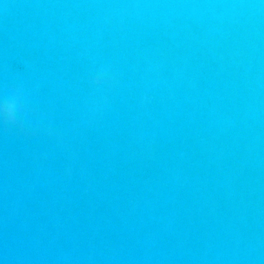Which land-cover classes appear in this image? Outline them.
Wrapping results in <instances>:
<instances>
[{"label": "water", "instance_id": "1", "mask_svg": "<svg viewBox=\"0 0 264 264\" xmlns=\"http://www.w3.org/2000/svg\"><path fill=\"white\" fill-rule=\"evenodd\" d=\"M0 166L156 264H264V0H0Z\"/></svg>", "mask_w": 264, "mask_h": 264}, {"label": "clouds", "instance_id": "2", "mask_svg": "<svg viewBox=\"0 0 264 264\" xmlns=\"http://www.w3.org/2000/svg\"><path fill=\"white\" fill-rule=\"evenodd\" d=\"M12 119H13L12 108L9 107L5 113V120L7 123H10L12 121Z\"/></svg>", "mask_w": 264, "mask_h": 264}]
</instances>
